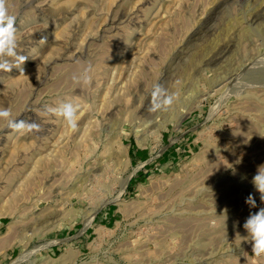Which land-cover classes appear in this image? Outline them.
Wrapping results in <instances>:
<instances>
[{
    "label": "rangeland",
    "instance_id": "374dc122",
    "mask_svg": "<svg viewBox=\"0 0 264 264\" xmlns=\"http://www.w3.org/2000/svg\"><path fill=\"white\" fill-rule=\"evenodd\" d=\"M6 3L29 58L0 71V108L40 131L0 121V264L71 245L84 264H264L243 227L264 207V0ZM68 101L75 131L45 112Z\"/></svg>",
    "mask_w": 264,
    "mask_h": 264
},
{
    "label": "clouds",
    "instance_id": "9594fccd",
    "mask_svg": "<svg viewBox=\"0 0 264 264\" xmlns=\"http://www.w3.org/2000/svg\"><path fill=\"white\" fill-rule=\"evenodd\" d=\"M17 31L16 17L9 14L6 0H0V71L10 73L15 68L19 73H24L23 64L29 57L17 51ZM92 72L93 66L88 64L79 74H74L72 80L76 84L90 85ZM153 94H164V103L168 105H171L174 99L172 95H167L159 84L155 86ZM162 106L163 104L156 105L157 108ZM79 109V104L68 101L56 107L46 106L45 112L62 118L67 127L75 131L78 128ZM0 121H6V127L17 134L40 131V125L35 122L14 118L10 108H0ZM251 183L260 194L261 202H264V165L258 167ZM245 203L252 208L256 207V200L252 194L248 195ZM243 227L248 233L244 239L252 243L253 259L264 258V207L250 214Z\"/></svg>",
    "mask_w": 264,
    "mask_h": 264
},
{
    "label": "crops",
    "instance_id": "0c3cea01",
    "mask_svg": "<svg viewBox=\"0 0 264 264\" xmlns=\"http://www.w3.org/2000/svg\"><path fill=\"white\" fill-rule=\"evenodd\" d=\"M69 241V240H68ZM79 248H81L79 246ZM59 251V249H57ZM54 255V256H53ZM78 257V246L71 245L64 249L63 253L59 256H55V253H49L48 256H44L38 264H72Z\"/></svg>",
    "mask_w": 264,
    "mask_h": 264
},
{
    "label": "bare ground",
    "instance_id": "6f19581e",
    "mask_svg": "<svg viewBox=\"0 0 264 264\" xmlns=\"http://www.w3.org/2000/svg\"><path fill=\"white\" fill-rule=\"evenodd\" d=\"M261 2V1H260ZM263 3V2H262ZM261 9V8H260ZM253 12V11H252ZM255 12V11H254ZM251 14V13H250ZM254 14V13H253ZM261 18H264V8H262L260 11H258V12H256L254 15H253V21L254 22H256V21H258L259 19H261ZM247 22H248V20H247ZM260 22V21H259ZM206 24V23H205ZM227 44V43H226ZM229 45V44H228ZM217 49V48H216ZM226 49L228 50V46H226V47H221V50H220V53L219 54H221L220 56L222 57V55L225 53V52H227L226 51ZM219 50H218V52H219ZM229 52V51H228ZM218 54V53H217ZM217 54H215V56L217 55ZM226 54V53H225ZM212 55V54H211ZM220 56H218V57H220ZM226 57V56H225ZM224 58V57H223ZM223 58H220V59H223ZM214 61H215V59L216 58H212ZM219 61V60H218ZM237 76V75H236ZM232 79V78H231ZM240 79V78H239ZM238 79V80H239ZM229 80V79H228ZM234 81H235V79H234ZM228 84H230V83H228ZM229 87H230V85H229ZM199 189V188H198ZM200 190V189H199ZM211 214V213H210ZM94 216L95 215H93L90 219H89V223L93 220V218H94ZM92 225V224H91Z\"/></svg>",
    "mask_w": 264,
    "mask_h": 264
},
{
    "label": "built area",
    "instance_id": "2783aa9c",
    "mask_svg": "<svg viewBox=\"0 0 264 264\" xmlns=\"http://www.w3.org/2000/svg\"><path fill=\"white\" fill-rule=\"evenodd\" d=\"M79 238V237H78ZM92 244L96 243V240L93 239V241L91 242ZM81 252V253H80ZM82 254V255H81ZM83 254H85V252H82V249L78 247V257H80V259L77 257V259L72 263V264H84L85 261H82L81 259H83Z\"/></svg>",
    "mask_w": 264,
    "mask_h": 264
}]
</instances>
